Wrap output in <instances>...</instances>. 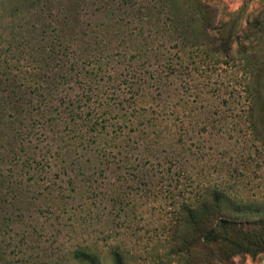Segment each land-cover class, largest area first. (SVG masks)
<instances>
[{"label":"rangeland","instance_id":"obj_1","mask_svg":"<svg viewBox=\"0 0 264 264\" xmlns=\"http://www.w3.org/2000/svg\"><path fill=\"white\" fill-rule=\"evenodd\" d=\"M24 2L0 0V264H178L182 206L213 189L264 206L240 58L264 0H176L198 47L150 0ZM204 5L237 21L230 56H208Z\"/></svg>","mask_w":264,"mask_h":264},{"label":"trees","instance_id":"obj_2","mask_svg":"<svg viewBox=\"0 0 264 264\" xmlns=\"http://www.w3.org/2000/svg\"><path fill=\"white\" fill-rule=\"evenodd\" d=\"M24 1L25 4L31 2ZM147 8L160 10L166 16L172 36L183 46L200 45L199 42H190L188 33L191 24L185 21L176 0H150ZM213 10V7L204 5L198 17L208 34L209 30L216 32L217 38L213 39L212 51L208 56H230L233 43L241 40L235 33L237 21L214 28ZM195 16L197 13L190 14L194 22ZM227 25H230L229 28ZM244 40L249 42V46H242L240 50L243 71L249 74L245 87L248 95L246 115L252 131L256 133L258 125H264L261 114L257 118L255 116L258 107L264 114V12L248 23ZM51 53H54L53 48ZM261 140L264 142V136ZM179 217V222L186 225L188 231L175 240L174 254L178 256V264H236V257L264 254V206L239 199L231 201L223 191L213 189L205 192V196L192 205L182 206ZM199 243L204 249V253H198L200 258L194 253ZM113 257L114 264H126L120 253L115 252ZM76 259L80 264H100L96 256L86 252H77Z\"/></svg>","mask_w":264,"mask_h":264}]
</instances>
